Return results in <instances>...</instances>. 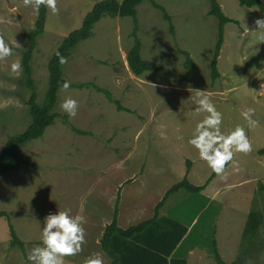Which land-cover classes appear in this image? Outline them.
<instances>
[{
	"label": "rangeland",
	"instance_id": "374dc122",
	"mask_svg": "<svg viewBox=\"0 0 264 264\" xmlns=\"http://www.w3.org/2000/svg\"><path fill=\"white\" fill-rule=\"evenodd\" d=\"M97 1L58 0L59 14L48 10L45 31L37 39L31 62L39 104L45 101L49 88L50 58L62 41L80 28ZM154 1L165 7L176 33L171 34L170 22L151 1L139 5L142 56L156 63L157 70L137 76L129 68L127 56L134 44L132 17L104 16L92 35L71 51L63 65L70 87L59 89L55 108L60 116L41 138L18 148L21 167L0 178V210L10 214L25 242V251L13 247L8 221L0 217V264H30L27 256L32 247L40 245L43 219L58 209H70L86 218V240L76 255L83 260L95 244L90 232L105 215L120 209L125 213L137 206L144 210L142 220L146 219L185 176L193 185L206 184V189L190 192L182 188L170 193L160 211L187 226L192 223L191 239L184 247L190 244L195 252L198 248L202 252L190 257V264H219L214 241L227 264H264V222L254 237L243 240L251 209H259L264 216V192L259 189L264 184V155L259 153L264 148V51L259 61H249L241 54L248 40L256 42L261 35V30H256L251 34L257 38L245 37L244 26L256 21L253 13L264 11L242 6L238 0H218L233 21L225 26L229 44H223L222 58H218L220 77L213 81L211 63L218 41V19L209 14L210 1ZM260 16L264 18V13ZM37 18L38 13L25 6L24 0H0V35L14 49L11 57L0 60V151L11 136L24 132L31 122V90L25 85L22 58ZM178 48L190 53L192 68H187V58ZM16 61L22 71L12 74L11 64ZM200 90L223 113L225 132L246 124L241 112L249 107L256 110L259 120L248 133L253 151L236 153L238 171L228 167L227 178L216 175L213 182H208L213 172L187 142L206 115L197 114L188 99ZM106 92L123 109L119 110ZM68 96L78 101L73 118L60 109ZM162 130L166 132L163 138ZM220 185L230 186L211 199L213 189ZM88 222L95 223L89 231ZM187 251L184 248L183 254Z\"/></svg>",
	"mask_w": 264,
	"mask_h": 264
},
{
	"label": "trees",
	"instance_id": "16d2710c",
	"mask_svg": "<svg viewBox=\"0 0 264 264\" xmlns=\"http://www.w3.org/2000/svg\"><path fill=\"white\" fill-rule=\"evenodd\" d=\"M145 1H151L156 8L161 9L163 11L165 19L170 22L169 30L174 36L176 33L175 27L172 24L171 16L168 14L165 7L159 5L154 0H123L122 2H120L119 0H100L96 2L93 8L86 14L80 28L72 31L62 41L61 45L58 47L57 50H59L62 56L68 59L71 55V51L80 42L88 39L92 35V30L95 24L98 23L104 16L132 17L134 19L135 24L132 31V36L134 37V44L127 56L129 68L137 76H141L149 70H157L158 65L156 63L146 60L142 56V43L138 37L139 26L137 19V10L139 5H141ZM209 1L211 4L209 14L218 19V41L215 46V52L211 63V75L213 81H215L220 77V72L218 69V58L220 56L221 49L225 41V26L227 23L232 22L233 19H231L224 13L218 0ZM238 1L242 6H257L259 9L264 11V1L262 0ZM47 12L48 10L41 6L38 12V18L36 20L35 29L31 30L28 34L29 47L25 50L22 58V65L25 73V85L31 90V96L28 100L31 122L24 132L11 136L1 149L0 178H2L4 175L11 171L18 170L21 167L22 161L18 153V148H20L22 145L31 142L34 139L41 138L44 135L46 129L52 124H54L55 120L60 116V114L55 111L58 101V92L59 89L62 87L63 82L67 80L64 78L63 74L64 64H60L59 58L55 55V52L57 50L54 52L48 63L49 88L47 91L46 99L42 104H39L37 102V91L32 72L31 62L33 58V51L37 46L38 37L45 31L47 22ZM178 51L187 58V68H192L194 66V61L192 60L190 53L181 48H178ZM98 90L103 91L101 88H98ZM106 93L111 102L118 104L117 107L119 110L123 109L120 103L117 100H114V98L109 92ZM64 122L67 125H70L66 117H64ZM74 129L78 133H85L84 131H81L79 129ZM259 153L261 155H264V148H262ZM191 164V161H189L188 171L191 169ZM215 175L216 174L213 173L212 176L209 178L208 182L211 181ZM205 187L206 184L200 186L193 185L187 179V176H185L182 181L175 184L171 189H169L165 197L157 204L155 208L154 218L140 222L139 224L132 226L128 229H123L118 225L117 217L115 215L113 222L106 227L103 237L101 239V246L103 250L112 259L111 264H187L186 260H168V255L171 254V251L180 242L184 233L178 235L175 244L169 250V252H167V254H165L162 249L161 251L158 248L148 245L142 246L139 244H134L133 246V243H131L129 240L137 237V235H140L148 226L155 225L157 223L156 220L158 217L159 210L164 205L166 197L170 193H173L182 188L190 192H200ZM259 189L260 191L264 192V184H261ZM0 217H3L8 221V228L12 239V246H18L22 251H25V242L21 240L18 236L15 226L11 221L10 214L5 210H0ZM263 222L264 216L262 212L259 209L253 207L249 213L248 221L244 230L243 240L246 241L254 237L258 233L260 226ZM213 245L216 261L219 264H227L220 256L216 241H214ZM162 252L164 254H162Z\"/></svg>",
	"mask_w": 264,
	"mask_h": 264
},
{
	"label": "clouds",
	"instance_id": "9594fccd",
	"mask_svg": "<svg viewBox=\"0 0 264 264\" xmlns=\"http://www.w3.org/2000/svg\"><path fill=\"white\" fill-rule=\"evenodd\" d=\"M25 6H31L37 13L41 6L49 10L52 15L60 12L58 0H24ZM256 30H264V18L255 21ZM260 41H264V32H261ZM14 49L6 42V38L0 35V60L11 57ZM60 64L67 63V58L62 56L59 50L55 52ZM12 74L22 71L19 61L11 64ZM63 89L70 87L69 81H64ZM196 106L197 114L204 113L188 139L197 152L199 159L206 162L213 173L223 179L227 178L228 167L238 171L237 161L234 159L236 153L248 154L253 151V144L248 133L259 124L255 118L256 110L247 108L241 112V116L246 122L245 125H237L233 130L225 132L223 130L224 116L218 110L215 103L204 91H197L194 97H189ZM60 109L73 118L78 112V101L71 96L66 97L60 103ZM164 128L163 125L160 126ZM161 137L166 136L163 130ZM40 245L32 247L28 253L27 260L30 264H64V258L75 256L82 251V246L86 240V218L79 214H73L70 209L59 210L49 213L42 221ZM90 264H101L99 259L90 261Z\"/></svg>",
	"mask_w": 264,
	"mask_h": 264
},
{
	"label": "crops",
	"instance_id": "0c3cea01",
	"mask_svg": "<svg viewBox=\"0 0 264 264\" xmlns=\"http://www.w3.org/2000/svg\"><path fill=\"white\" fill-rule=\"evenodd\" d=\"M119 1L122 2L123 0H119ZM261 13H264V12H261ZM260 14H258V13L254 14L253 13L252 14L253 19L260 18L261 17ZM248 24L250 26L249 25H247L246 27L244 26V30L242 31V33L247 38H251L253 36L257 38V35L253 34V33L256 32V26H257L255 24V21H253L252 23H248ZM254 25H255V27H253ZM263 31L264 30H261V32H263ZM251 32H253V33L251 34ZM259 37H260V35L258 36V40L256 42L248 40L249 43H248V46L245 49V53H241L242 56L244 55V57L248 58L249 61L250 60H254V61L258 60L259 61L260 58H261V54L264 51V41H260ZM241 40H243V39H241ZM228 44H229V42H228V40L226 38L224 46H226ZM249 47L251 48V51L247 50V48H249ZM220 55H221V58H222V53H220ZM262 75L264 76V72H263ZM263 92H264V89H263ZM263 92H261V94ZM213 179L210 182H213ZM227 186H230V185H225V186H221L220 185L219 187H216L215 189H213V193L211 194V199H216L218 197L219 191L221 189H223V188H226ZM206 187L204 189H206ZM210 187H213V185H210ZM204 189L202 191H204ZM161 208H160V210H161ZM130 209L128 211L126 210L125 213H122L121 209H120V211L117 210L114 213H111V215H109V216L105 215L104 218H102L101 220H99L97 222L98 226L95 227L94 230H92L93 233L90 232V236L93 234V237L95 238L94 239L95 244H94V246H92V249L90 251L88 250L86 252L87 256H85V259H83V260L78 259L76 257V255H75V257L71 256V257L66 258L64 260V264H90V261H92L94 259H99L101 261V264H111L112 263V259L103 250V248L101 246V239L103 237V234L105 232L106 227L113 222V220L115 218V215L117 217L118 225L121 228H123V229H128V228H130L132 226H135V225L139 224L140 222L152 219L155 216V213H152V216L150 215L146 219L142 220V218H144L143 217V215H144L143 211L144 210L142 208H138L136 206V207L130 208ZM160 210H159L158 217H157V220H156L157 223L155 225L148 226L140 235H137V237L132 238L129 241L131 243H133L132 244L133 246H134V244H139V245H142V246H147L148 245V246H152V247L158 248L160 250L162 249L163 252L165 254H167V252H169V250L175 244L178 235H180L181 233H184L182 239L180 240V242L171 251V254L168 255V260L169 261H171L172 259L186 260L187 264H190L189 261L191 260L192 257H194L195 253H198V255H199L202 252V250L199 249V248L197 250L199 252H195V249L190 244H188L187 246L184 247L185 242L188 239H191L190 237H191V233H192V229H191L192 223H191V225L187 226L185 223H181L178 220H174V219L172 220L168 216L161 214L162 211H160ZM89 211H90V209L88 207V212ZM92 211H95V209H93ZM89 215H90V213H87V216H89ZM88 224H89V227H87V230L89 231L91 225H93L95 223L88 222ZM161 247H163V248H161ZM184 248L188 250L187 251V255L183 254V249ZM163 252H162V254H164Z\"/></svg>",
	"mask_w": 264,
	"mask_h": 264
}]
</instances>
